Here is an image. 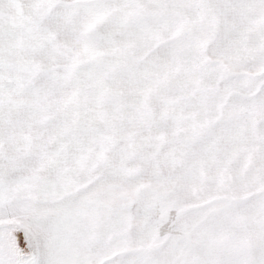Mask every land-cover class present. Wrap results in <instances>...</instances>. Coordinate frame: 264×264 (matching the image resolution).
Instances as JSON below:
<instances>
[{
    "label": "snow or ice",
    "instance_id": "obj_1",
    "mask_svg": "<svg viewBox=\"0 0 264 264\" xmlns=\"http://www.w3.org/2000/svg\"><path fill=\"white\" fill-rule=\"evenodd\" d=\"M0 264H264V0H0Z\"/></svg>",
    "mask_w": 264,
    "mask_h": 264
}]
</instances>
